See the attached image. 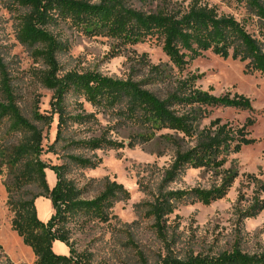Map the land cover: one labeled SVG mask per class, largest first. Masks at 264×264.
<instances>
[{
	"label": "trees",
	"instance_id": "16d2710c",
	"mask_svg": "<svg viewBox=\"0 0 264 264\" xmlns=\"http://www.w3.org/2000/svg\"><path fill=\"white\" fill-rule=\"evenodd\" d=\"M11 1L18 9L26 10L20 15L18 41L32 48L35 57L45 64L41 83L53 92L51 113L35 108L32 118H27L0 57V130L6 129V135L0 136V163L14 170L13 184L17 190L28 191L26 197L9 204L14 212L12 229L32 249L35 264H91L73 247L67 224L80 216L108 223L115 204L131 199V193L123 184L111 180H106L97 197L84 199L83 192L67 178L66 165L51 166L42 160L44 154L56 152L55 145L70 123L86 125L97 119L94 113H86L82 103L78 104L81 113H69L66 105L69 94L83 98L96 110L107 112L141 131L129 141H119L111 137L113 128L107 125V133L69 141L70 148L91 152L133 149L150 143L163 131L180 135L181 141L188 143L189 146L183 148L179 142L172 141L176 146L175 157L164 171L155 193L150 192L147 185L138 183L150 200L138 204L137 210L143 209V217L153 222L152 227L166 252L157 264H264V252L248 253L238 246L216 254L188 252L184 257H178L171 249L173 231L177 227L174 223L179 216L174 220L171 217L178 207L188 203L209 206L224 199L238 178L237 172L224 169L229 157L256 143L251 137V129L256 124L253 118H248L243 125L218 118L202 127V122L209 118V109L253 112V102L238 93L216 96L204 91L197 86L203 75L187 73V69L192 62L210 53L245 63L246 73L264 75V0H226L228 6L235 4L244 10L240 20L220 12L218 5L210 4L209 0H191L187 6L176 0ZM154 3L157 6L149 8ZM60 24L69 25L87 38L115 41L118 49L114 57L123 48L155 40L169 58L171 70H177L176 78L173 80L170 69L151 64L146 55L137 61L147 71L141 80L132 76L117 79L97 71H70L62 75L57 56L67 52L70 44L50 30ZM159 85L171 87L164 98L148 89V86ZM54 116L58 117L57 136L46 150L44 132L38 124L50 126ZM18 135L21 137L17 143H6V138ZM68 159L83 169H96L102 163L101 159L75 155ZM47 169L57 177L52 189L47 181ZM189 170L223 171L224 175L219 185L209 189H170ZM250 178L259 183L254 176ZM263 192L264 184H260L250 204L239 210L241 218L253 219L264 211ZM39 197L50 199L54 208L53 216L46 223L37 215L35 201ZM56 241L69 247V256L54 252Z\"/></svg>",
	"mask_w": 264,
	"mask_h": 264
},
{
	"label": "rangeland",
	"instance_id": "374dc122",
	"mask_svg": "<svg viewBox=\"0 0 264 264\" xmlns=\"http://www.w3.org/2000/svg\"><path fill=\"white\" fill-rule=\"evenodd\" d=\"M176 1L187 6L191 0ZM209 2L218 5L220 12L231 14L239 20L244 13V10L237 8L235 4L228 6L226 0ZM156 6L157 3H154L149 8L154 9ZM24 13L26 10L18 9L11 0H0V57L7 68L22 113L31 119L35 108L42 113H51L53 92L41 83V75L46 70L45 64L35 57L32 48L18 41L20 15ZM50 30L70 44L67 52L57 56L62 75L70 71H97L117 79L132 76L135 80H141L147 72L137 63L142 55H146L153 65L172 69L162 46L155 40L123 48L122 52L114 57L118 48L113 40L102 37L87 38L67 24H60ZM171 71L175 80L177 70ZM188 72L203 75L197 86L204 91H211L216 96L229 92L238 93L253 102V112L228 108L209 109V118L202 122V127L218 118L234 125H243L248 118H253L256 124L251 129V137L256 139V143L229 157L224 169L237 172L238 178L224 199L209 206L188 203L178 207L176 214L171 217L174 220L176 215L179 216L174 223L177 227L173 231L175 236L171 249L178 257H184L188 252L216 254L232 250L235 246L248 253L264 252V211L253 219H243L239 214V210L250 204L259 185L264 184V75L246 73L245 63L210 53L192 62ZM148 89L164 98L171 87L159 85L148 86ZM80 103L87 114H95L96 121L86 125L70 123L62 139L55 145L56 152L44 154L42 160L51 166L66 165L67 178L83 192L84 199L97 197L106 180L123 184L131 193V199L115 204L108 223L92 221L83 216L70 221L67 228L70 231L71 243L91 264H157L160 256L166 252L152 227L153 222L143 217V209L137 210L138 204L150 200V196L139 189L138 183L147 185L149 191L155 193L164 171L175 157L176 146L172 141L179 142L183 148L189 145L181 141L180 135L163 131L150 143L138 145L133 149L91 152L70 148L69 141L89 139L107 133V125L113 128L110 131L111 137L119 141H129L141 133L129 123L107 115V112L96 110L74 94L66 97L67 111L74 115L81 113L78 105ZM57 125V116H54L50 126L38 124L44 132L46 150L55 143ZM5 131V127L1 129L0 136L6 135ZM20 137H8L6 143H17ZM71 155L101 159L102 163L96 169H83L68 159ZM223 175V171L216 173L189 170L186 176L170 189H209L219 185ZM250 176L257 178L260 184ZM13 183L14 170L0 163V264H35L32 249L26 246L12 229L14 212L9 203L23 199L28 192L17 190ZM31 190L35 194L39 193L37 190Z\"/></svg>",
	"mask_w": 264,
	"mask_h": 264
},
{
	"label": "crops",
	"instance_id": "0c3cea01",
	"mask_svg": "<svg viewBox=\"0 0 264 264\" xmlns=\"http://www.w3.org/2000/svg\"><path fill=\"white\" fill-rule=\"evenodd\" d=\"M46 173H47V181L49 187L50 189H52L57 183V177L55 173L50 169H47ZM35 206L39 219L45 223L48 222L54 214V208L51 200L45 197H39L35 201ZM53 250L58 255H63V256L70 255L69 247L60 241L54 242Z\"/></svg>",
	"mask_w": 264,
	"mask_h": 264
}]
</instances>
